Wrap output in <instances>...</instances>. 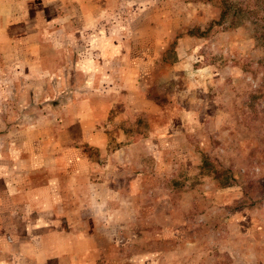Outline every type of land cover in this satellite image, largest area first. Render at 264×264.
Masks as SVG:
<instances>
[{
    "label": "rangeland",
    "instance_id": "rangeland-1",
    "mask_svg": "<svg viewBox=\"0 0 264 264\" xmlns=\"http://www.w3.org/2000/svg\"><path fill=\"white\" fill-rule=\"evenodd\" d=\"M0 264H264V0L0 1Z\"/></svg>",
    "mask_w": 264,
    "mask_h": 264
},
{
    "label": "crops",
    "instance_id": "crops-1",
    "mask_svg": "<svg viewBox=\"0 0 264 264\" xmlns=\"http://www.w3.org/2000/svg\"><path fill=\"white\" fill-rule=\"evenodd\" d=\"M73 163L74 159H69V157L65 159L62 157L57 158L55 169L56 172H61V177L56 174V177H59L57 183H59L60 186L58 188H55L53 185L56 181H48V179L53 177V174L52 176H48L46 180L42 181H35L34 178L31 177H28L27 179L23 178V182L27 180V183L24 182V186L18 187L16 193L17 196L12 198L13 204L16 206L15 208L19 209L20 212V214L17 213V215L22 217L23 220H29L31 224L35 225L39 223L43 225H53L55 220L56 222H59L61 218L63 219L64 216H67L68 213L65 214L66 208L68 210L69 207V204L65 201L66 186L68 181L67 174L71 172L73 176H75L77 179V185L75 187L80 191L84 190L88 186H92L90 181L87 182L86 171L83 170L86 166L85 161L78 160V169L74 168L73 171H69L67 168L71 165L75 166ZM78 210L79 212L75 213L76 217L81 221H85L82 217L86 216L88 207L85 203H81ZM75 215H73L74 218ZM32 230L36 231L37 228H33ZM34 235L35 234H29V238L27 239L35 241L36 236ZM20 254L22 257L25 256L22 252Z\"/></svg>",
    "mask_w": 264,
    "mask_h": 264
}]
</instances>
